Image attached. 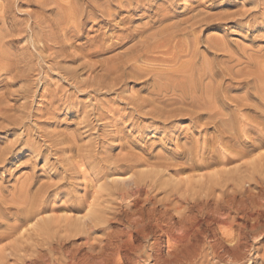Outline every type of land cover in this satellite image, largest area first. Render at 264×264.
Returning <instances> with one entry per match:
<instances>
[{"label":"bare ground","instance_id":"obj_1","mask_svg":"<svg viewBox=\"0 0 264 264\" xmlns=\"http://www.w3.org/2000/svg\"><path fill=\"white\" fill-rule=\"evenodd\" d=\"M181 1L2 0L0 78L15 73L9 77L25 83L17 89L27 97L33 85L42 86V73L56 70L87 103L55 86L41 94L51 101L40 116L52 119L59 103L83 116L86 131L109 119L101 95L121 90L118 103L131 110L125 114L131 129L114 131L130 155L117 160L100 157L90 142L92 149L75 137L44 133L49 149L66 146L57 148L62 157L77 153V161L70 159L75 154L66 159V170L81 165L95 175L83 196L65 190L63 177L42 185L31 177L8 195L0 187V264H264V56L204 37L206 27L223 32L222 23H236L237 12L182 20ZM246 6L237 16L261 18L253 30L264 31V3ZM90 31L96 34L88 39ZM116 51L96 73L89 59ZM131 83L143 85L145 95L126 96ZM1 94L0 120L20 127L23 116H11L9 94ZM143 120L150 123L138 127ZM174 121H189L195 132L171 134L164 126ZM34 130H21L16 143L40 156ZM147 131L169 135L167 142L138 148L132 134ZM16 148L0 147V167L19 156Z\"/></svg>","mask_w":264,"mask_h":264},{"label":"rangeland","instance_id":"obj_2","mask_svg":"<svg viewBox=\"0 0 264 264\" xmlns=\"http://www.w3.org/2000/svg\"><path fill=\"white\" fill-rule=\"evenodd\" d=\"M254 1L255 0H248V2H247V0H182L180 2L182 4H180V3L178 4L176 11L178 12V14L180 13V17H178L180 19H182L183 17H184V19H188L189 17H192V15H194L195 13L202 14V16H205L206 14L208 16L211 15L214 17L219 16V17H215V18L216 19H219V18L224 19L228 15H229L228 16L229 18L231 16H233L230 14H234L236 12L239 13L240 9H242L244 11V9L242 8L244 5H247L246 9H245L246 11H247V9H251V7H253L252 9H254L255 8L253 6ZM260 1L262 3H264V0H260ZM1 2H2V0H0V3ZM247 7H250V8H247ZM260 8L261 7H259V9ZM242 10H241V12H242ZM237 13H236V17H235L237 19L236 23H234V24L229 23L228 24L227 22H229V20H227L226 23L225 22L222 23L221 26L223 28V32H219L210 26L206 27V28H204L205 29L204 37H206V36L207 37L208 36H214V37L219 36L220 38H222L225 42H227L231 46L233 51H241V50L246 51L247 50L246 52H250L248 54L255 53L259 56H264V31H262V30L254 31L253 30V28H256L257 26H259V24L262 22V19L261 18H258V19L248 18V19L242 20L237 16ZM234 16H235V14H234ZM228 17H226L225 19H227ZM21 18H22L21 20L26 21V17H21ZM94 30H96V28ZM95 34H96L95 31H90L91 36L86 35V37H90L88 39H91ZM262 36H263V38H262ZM85 41L86 40H84V42ZM23 43L24 42H22L21 44L22 45L26 44V42L24 44ZM21 44L19 45V47L22 46ZM77 44L79 45V42ZM77 44H75V45H77ZM243 49H245V50H243ZM115 53H119V52L118 51L109 52V53L103 54L102 56H99L96 58H90L91 60L89 59V61L93 62L92 65L97 64L95 72L98 73L100 71V65L107 62L108 59L113 57ZM100 59H102L103 62ZM105 59H107V61ZM97 61H99V62H97ZM99 63H100V65H99ZM62 65H63V63H62ZM21 66L22 65L20 64V67ZM46 66H47V63L45 64V67ZM98 69H99V71H97ZM53 71H51V72L45 71L44 72V73H46L45 75H44V73H42V76H43V77L41 76L42 80H40L41 78L37 77V74H33L34 77L32 80L36 81L35 83H37V81H39V80L42 81L39 84L42 86L35 87L33 85L31 87L32 88L31 91L34 89H35V91H32V94H30L27 97H22V96H20L22 93L21 94L19 93L21 88L26 89V87H23V85H25V83L23 81H21L20 79H15L12 81V79H14V77H15L14 76L15 73L13 75H11V76H13L12 79H10V77H11L10 75H9L10 77L4 76V77L0 78V91L5 90L3 92H0V94L4 93V92H5V96H6V94H9V95H7L8 97L6 96L5 98H6V100H8V102H9L8 104L11 105L10 106L11 109H13V110L9 111V114H11V116H12V114H14L13 116L22 115L24 118L23 119L24 123H23V125H20V127H17L15 125L12 126L13 124H11V122L8 123V121H11V120H8V121H6L4 119L0 120V122L1 121L4 122L3 124L0 123V124H2V127L4 128V130L2 127L0 128V147L2 149H4L5 147L6 148L10 147L12 144L13 145L16 144V146H17L16 153H19L18 157L12 159V163H9V164H6V165L0 167V184L3 186V187L2 186H0V187L2 189H4L6 194H7V192L18 188L21 184L19 182H22V181L24 182L26 179L31 178V177H34V178L36 177L35 180H38L37 183H39V184L41 183L40 185H42L43 183L44 184L48 183L50 181H51L50 183H52L54 181L59 180V179H57V177L58 178L63 177L62 178L63 179L62 184L64 183L66 185L65 190L71 189V188L72 189L77 188L76 190H79V193H78L79 196L84 195V193H85L84 188H85L86 184H87V186H90L89 185L90 181H91L90 179H91V177H93L95 175V170H91L90 168H85L81 165H80V167L79 166L78 167L82 168V171L84 169L83 172L81 171V169H79V171H78V167H74L73 169H71L69 167L71 170L67 167V170H66V168H64L63 165L64 164L66 165L68 163L67 160L70 158V156H73L74 154L75 155L73 157H71L70 159H72V161H77L74 159V158L77 159V156H76L77 153L76 152L73 153V151L64 153V155L66 154L65 155L66 158H65L64 155H63L64 157H62V155H61L62 153L60 154V151L57 149V148L61 149V147H62L61 145L60 146L58 145L59 147L57 146L56 148L54 147L55 149L54 148L49 149V146L51 144L50 140H47V139L45 140V137L43 136L46 134V131L48 132V134H46V135L49 136V134H51L52 136L51 135L50 136L53 139L55 136L56 139L61 140V141L63 139V141H64V140L71 139V138L73 139V137H75L74 139H78L79 144L81 142H82V144L84 143L83 145L87 144L86 147H88V146L90 147L89 144L91 143L92 147L95 146L93 149L99 150V153L101 154L100 157H102V158H103V156L104 157L108 156V157H111L112 159L117 160L119 158H122V157L129 155V154H126L127 150H126V152H124L121 148L122 143L126 144V140L122 139V141L118 140L116 142V140H114V138H113V136L115 135L114 131L117 132L118 128L126 127V129H125L126 132H129V130L131 129V127H127L129 125V120L125 116V114H129L131 110L128 109L124 104L118 103V101H120V99L118 98V94L121 93L122 91L120 90L118 93L110 92V93H106V94L101 95L100 100H102L101 103L104 106L103 112L104 111H105V113L110 112L108 114L109 119H107L106 123H104V124L103 123L101 124V122L97 123V121H95L94 124H96L97 129L86 131L80 125L81 122L83 123V121H81L83 119V116L75 114L73 111L69 110V108L63 107L62 105L60 106L59 103H57L55 106V110H57V111H55V115L52 117V119H51V117H47V119H46V116H43L46 113V109L50 108V106L46 107V108H45V106L49 101H51V98L50 99H49V97L43 98L41 94H45L48 91H53V90L60 87L62 90H64L62 94L65 95L66 93H69V94L65 95V96H67V95H70V93H72L71 96L74 97V99L77 102L82 103V105L84 103H87L86 99H88V96H84V95H82V93L77 94L76 92H74V89H72L68 85L69 83L66 81H63L61 79V76H58L59 72H57L56 70L55 71L57 73L55 71L54 72ZM96 73H94V75H96ZM86 75H89V74H86ZM86 75L84 78H87ZM49 78H50V82L48 83ZM8 79H10L9 82L7 81ZM5 80L10 85L7 84ZM45 80H47V81H45ZM59 82H61V83H59ZM22 83H24V84H22ZM58 83H59V85H58ZM6 87H8L10 89H8ZM18 87H20V89H17ZM63 87H64V89H63ZM6 89H7L8 93H6ZM16 89L18 90V92ZM37 89H38V91H37ZM70 90H71V92H69ZM124 90L125 91H123V92L126 93L125 95L128 97H133V96L134 97H141V96L145 95L143 85L137 86L134 83H131L128 85L127 88H124ZM242 93H243V91H239L235 94L241 95ZM140 94H141V96H140ZM30 97H31V99H30ZM21 98L24 100L23 102L21 101L22 100ZM30 101L32 102L33 107L31 106ZM27 102L30 104H28ZM39 104H40V106H39ZM24 106H26V107L28 106V109L27 108L25 109ZM33 108H34V111H33ZM29 109H32V110H29ZM28 111H29V115H28ZM37 111H38V114H37ZM40 114H43V115L40 116ZM32 118H34V119H32ZM26 119H27V121H25ZM28 119H30V120H28ZM6 123H7V125H6ZM149 123L150 122L147 120L140 121V123H138V127L146 126ZM126 124H128V125H126ZM11 126H12V128H11ZM9 127H10V129H9ZM112 127H115V128H112ZM161 127H163V126H161ZM29 128L31 130L35 129L34 133L32 134V137H33L32 140H35L37 142L36 148H38L40 146V148H38L41 150V153H42V154H40V156H38L37 154L33 155L31 153V151H26V150L23 151L22 150L23 146H21L20 143H16L17 142L16 140L19 138V134L22 132L21 130H23V129L25 130V129H29ZM164 129L168 130L171 134L174 131H177V132L179 131L181 134H185L184 136H186L187 134L190 135V134H192V132H195L192 124L189 121L188 122H182V121L175 122L174 121L173 124L164 126ZM92 131H94V133ZM34 134H35V136H34ZM80 134H82L81 135V136H83L82 138H80L81 137ZM110 134H111V137H110ZM161 134H164V135H161ZM161 134H157L156 132H152V131H147V132H143V133L136 132L132 135H133V141L135 140V142H136V146L138 148H145L148 146V143H151L153 141H154L153 143H158V144H160L161 142L162 143L167 142L169 135H167L165 133H161ZM77 136H79V137L77 138ZM41 137L44 138V140ZM69 137H71V138H69ZM24 139L28 140L29 138L25 137ZM38 142L40 143V145ZM88 142H90V143L88 144ZM95 143H97V144H95ZM64 147H66V146L64 145ZM64 147H62V148H64ZM92 147H90V148L92 149ZM171 147H169V148H171L173 150L175 149L174 145ZM47 150H50V151L46 152ZM53 150H54V152H53ZM136 151L138 153L141 152V150H138V149ZM136 151L134 150L133 152H136ZM102 154H103V156H102ZM67 155H69V157ZM113 155H114V157H112ZM122 155H124V156H122ZM132 156H135V155H132ZM62 160H64L63 161L64 163L62 162ZM76 168H77V170H76ZM68 169H69L71 174L66 173V172H68ZM73 171H75L74 174H73ZM67 178H69V180ZM17 184H19V185H17ZM39 184H36V187L39 186ZM70 185L71 186L74 185V186L71 187ZM14 186H15V188L13 189ZM7 189H9V190H7ZM37 189H38V187H37ZM33 190H34V192H36L35 187L32 189V192H33ZM89 190L92 192V188H89ZM91 194H93V192ZM62 215H64V214H61V216ZM262 245H264V244H262Z\"/></svg>","mask_w":264,"mask_h":264}]
</instances>
